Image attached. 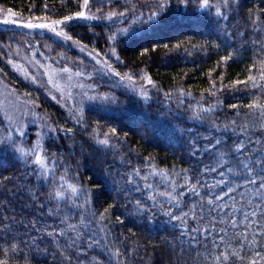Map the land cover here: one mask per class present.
<instances>
[{"label":"trees","instance_id":"obj_1","mask_svg":"<svg viewBox=\"0 0 264 264\" xmlns=\"http://www.w3.org/2000/svg\"><path fill=\"white\" fill-rule=\"evenodd\" d=\"M200 2L174 0L149 23L155 0L116 1L106 3L117 13L110 21L67 26V36L103 59L96 64L52 36L0 28L5 77L57 129L44 141L47 174L35 161L36 126L21 141L0 113V262L264 264L255 164L264 158V0ZM0 8L58 21L84 7L0 0ZM30 46L85 64L92 88L84 104L67 109L6 67ZM128 77L148 83L149 94Z\"/></svg>","mask_w":264,"mask_h":264},{"label":"rangeland","instance_id":"obj_2","mask_svg":"<svg viewBox=\"0 0 264 264\" xmlns=\"http://www.w3.org/2000/svg\"><path fill=\"white\" fill-rule=\"evenodd\" d=\"M124 0H89L87 9L82 11L88 16H94L96 19H73L66 21L59 20L63 23L55 26V31L49 27H39V25H52L54 21L44 19H28L21 16L8 17V10L0 8V28H15L25 32L28 36L49 35L52 36L68 47H73L78 54H81L94 62L95 64L103 60L96 52L82 46L81 44L69 39L65 30L67 26L74 23H99L108 22L115 18L110 14L113 13V5H106ZM115 13V12H114ZM5 19L16 21L15 23H3ZM28 24L36 25L28 27ZM63 33V35H58ZM66 63L63 58H55L49 53H43L41 48L28 47L24 52L15 54L13 58L6 61V67L20 78L32 81L44 89L47 94L54 100L61 103L67 109H71L76 104L86 102L89 97V91L92 84L88 81L89 71L85 69V64ZM127 83L132 85L133 89L143 95H148L151 87L148 83L136 84L131 80ZM84 104V103H83ZM0 113L9 126L11 136H18L21 141L26 140L31 132V128L36 126L38 132V142L36 146L35 161L41 165L45 173L51 172V166L48 161L44 160L43 147L44 141L48 136L57 133L56 126L48 116L42 113L16 86L10 83L0 68ZM23 153L29 154L32 150L23 148Z\"/></svg>","mask_w":264,"mask_h":264},{"label":"snow or ice","instance_id":"obj_3","mask_svg":"<svg viewBox=\"0 0 264 264\" xmlns=\"http://www.w3.org/2000/svg\"><path fill=\"white\" fill-rule=\"evenodd\" d=\"M173 2H174V0H155V3H156V5H157V7H158V10L152 12V13L148 16V21H147V22L152 23V22H154V21H157L158 18H159L161 15H165V14H167L168 9H169L170 5H171ZM177 2H178L179 4H182V5H184V6H187L188 3H189V0H177ZM193 2H199V0H193ZM224 3H225V5H227V4H228V0H224ZM208 4H209V0H202V2L199 3V6H200L201 8H205V7H208ZM88 6H89V0H83V7H84L85 9H87ZM16 15H18V13L12 12L11 10H9V11L7 12V16H8V17H12V16H16ZM115 15H117V13H114V12H113V13L110 14L109 18H111L112 16H115ZM75 18H77V19H85V20H88V19H96V17H94V16H88V15H86V13H85L84 11H79V12H77V13L75 14ZM72 19H73L72 16H68V17L65 18L66 21H70V20H72ZM9 22H11V23H15L16 21H9L8 19H5V20L3 21V23H6V24L9 23ZM61 23H63V21H59V20H58V21H54L52 25H43V24H42V25H39V27H42V28H43V27H49V28H51L53 31H55V26H56V25H59V24H61ZM27 26H28V27H35L36 25L28 24ZM122 32L126 35V34L128 33V29H123ZM58 35H63V33H58ZM69 39H71V37H69ZM110 39L115 40L116 37L113 36V37H110ZM165 47H167V45H165ZM177 47H179V45H177ZM145 51H147V50H145ZM225 59H227V58H225ZM116 75H119V73H116ZM128 79L130 80L131 77H128ZM250 79L254 80L255 78L252 77V78H250ZM149 83H151L150 80H149ZM249 107H253V105H249ZM256 107H260V106H259V105H256ZM262 114H264V113H262ZM233 123H235V122H233ZM113 132H115V129H113ZM101 143L107 144L108 142L105 140V141H101ZM217 143H219V141H217ZM243 147H244L243 144H238V145L236 146V149H235V150L238 151V152H239V151H242ZM255 164H256L257 166H261V172H260V173H257V175L259 176L260 181H261L260 187H261V188H264V158H260V159L256 160V161H255ZM245 168L247 169V171H248L249 173L252 171V169L249 167L248 164H245ZM229 171H232V170L229 169ZM248 182H249V183H253V184H255L257 181H256L255 179H250ZM72 190H73V191H76L75 187H73ZM55 195H56L57 198H62V195H63V194L60 193V192H57V193H55ZM217 199H222V197H217ZM137 203H139V202H137ZM208 203H209V204H212L213 201L209 200ZM214 210H215V209H212V208L209 209V211H214ZM185 215H187V213H185ZM245 215L247 216V215H249V214L246 213ZM250 215H256V213L253 212V213H251ZM176 219H181V218H180V217H176ZM223 222H224V223H231V225H232L233 227H235V226L237 225V222H236L235 220L223 221ZM69 227H71V228H75L74 225H70ZM192 231H193V232H200L201 229L196 228V229H193ZM203 231H204V232H207V231H209V229L205 228V229H203ZM245 238H246V237H245ZM213 243H215V242L213 241ZM233 255H236V254L233 253ZM229 258H230V257H229L228 255H224V257H223L224 260H228ZM216 259L219 260L220 257H217ZM0 264H6V262H0Z\"/></svg>","mask_w":264,"mask_h":264}]
</instances>
